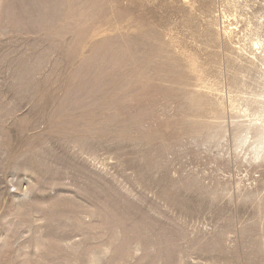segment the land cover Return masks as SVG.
<instances>
[{"label": "rangeland", "instance_id": "rangeland-1", "mask_svg": "<svg viewBox=\"0 0 264 264\" xmlns=\"http://www.w3.org/2000/svg\"><path fill=\"white\" fill-rule=\"evenodd\" d=\"M0 264H264V0H0Z\"/></svg>", "mask_w": 264, "mask_h": 264}]
</instances>
